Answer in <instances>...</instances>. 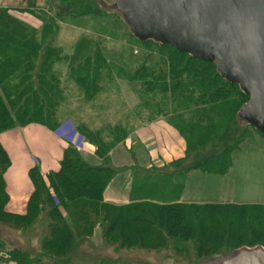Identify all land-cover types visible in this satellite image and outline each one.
Instances as JSON below:
<instances>
[{"label": "trees", "instance_id": "1", "mask_svg": "<svg viewBox=\"0 0 264 264\" xmlns=\"http://www.w3.org/2000/svg\"><path fill=\"white\" fill-rule=\"evenodd\" d=\"M77 3L79 0L66 4L74 11ZM80 14L71 13L74 16ZM52 20L40 18L38 27L10 16L6 10L0 13V134L30 124L52 130L47 120L54 118V110L63 100L62 73L60 69L54 70L55 65L62 63L66 66L64 70L68 72L70 80L78 84L86 100L92 99L100 91V75L105 74L110 80L115 70L111 57L106 56L100 37L96 40L81 39L70 56L54 48L51 41H45L53 39L55 23ZM146 43L168 47L176 55L190 60L184 62L162 50L163 55L154 56L151 52L139 54L138 59L130 56L129 60L136 61L135 68L117 69L129 82L142 83L152 93L158 90L163 101L175 106L169 111L171 118L175 115L179 119L187 115L186 120L179 119L186 129L174 126L182 138L180 157L169 165L153 166L155 174L142 176L138 187L149 184L153 187L144 198H137L127 206L114 207L103 202L102 193L114 176L108 154L117 144L116 139L105 143L98 138V146L93 147L100 161L97 166L87 163L78 150L70 146L64 153L58 172L43 177L37 166L29 170L33 192L25 213L14 215L5 211L8 197L4 174L10 161L0 145V169H3L0 176V220L8 217L14 219L16 224H29L40 219L46 223L41 251L36 257L31 258L17 249L3 253L0 247V263L71 264L70 261L64 263L59 256L64 254L69 257L77 243H88L96 227L101 230L104 245L115 252L133 247L138 251L151 249L155 252L166 248L178 254L187 251L183 244L190 242L199 255L209 252L214 244L232 237L238 211H228L226 217L221 213L216 215L218 226L213 228L206 226L202 206L181 204L178 194L186 175L192 170L218 175L227 171L232 156L236 154L237 142L245 135L242 130L236 129L238 120L231 115V109L237 95L246 97L235 85L224 82L212 64L180 54L168 45L153 42L141 44ZM39 58H42L40 62ZM77 130L83 138L88 137L85 130L79 127ZM229 141L233 143L228 146ZM191 157L194 161L185 168L184 173H166L169 166L182 167ZM179 179L183 181L180 183ZM257 207L249 206L250 211L239 212L241 218L237 222L242 227L241 237L250 232L264 236V219L261 218L257 224L254 217L256 212L252 210ZM206 232L212 237L211 240L206 237ZM255 247L259 246L251 244L249 240L248 244L236 250ZM97 263L115 264L103 260Z\"/></svg>", "mask_w": 264, "mask_h": 264}, {"label": "rangeland", "instance_id": "2", "mask_svg": "<svg viewBox=\"0 0 264 264\" xmlns=\"http://www.w3.org/2000/svg\"><path fill=\"white\" fill-rule=\"evenodd\" d=\"M68 1L72 4L75 0H0V13L6 10L10 16L38 27L41 23L40 18L53 19L55 23L53 39L45 41H51L52 46L60 50L63 55H72L76 45L83 38L90 40L102 38L101 44L106 56L109 55L115 65L110 80H107L105 74L100 75V91L96 92L90 100H86L84 95H81L78 84L70 80L68 72L64 70L66 66L62 63L55 65L54 70L60 69L62 73L60 82L63 100L55 108L54 118L51 121L47 120L49 126L53 131H60L63 135H68L72 131L77 132L76 137L80 138L82 133L77 130L79 127L87 132L88 137L84 136L83 141L85 145L93 147L98 146V138L105 143L116 139L117 144L108 154L111 164L125 166L124 168L135 166V170L142 176L155 174L156 170L152 165L160 162L167 148L182 141L181 135L174 126L186 129L179 119L186 120L187 115L184 114L179 119L175 118V115L171 118L169 111L175 106L163 101L158 90L152 93L151 90H146L142 83L129 82L124 75L118 73L117 69L135 68V59L129 60V57L134 56L138 59L139 54L151 52L154 56L165 53L174 58H180L184 62L190 60L176 55L168 47L139 43L128 33L121 19L115 13L105 11L97 0H79L74 11L70 5L66 4ZM104 3L108 5L109 1L104 0ZM73 12L81 14L74 16L71 15ZM162 50L164 53L160 52ZM41 59L39 58L38 62ZM233 91L236 92L235 89ZM234 92L232 94H236ZM246 101V98L237 95L231 109V115L235 119H237L239 108ZM169 121L172 122L168 123ZM22 128L14 127L1 133L4 134L2 142L6 144L5 147L13 158L16 155H25V148L20 140ZM236 129L242 130L245 135L237 142V151L235 150L237 154L232 156L229 168L223 175L204 173L216 177H202L196 174L200 170H192L190 172L196 173L188 179L187 183L188 174L185 180H182L183 182L181 179L178 180L182 182L179 192L183 193V200L201 203L198 206H202L204 210L206 226L217 227L216 215L219 213L226 217L228 211H238L236 227L233 228L231 238H226L227 235H225L224 242L218 244L213 242V248L209 252L199 255L193 250L190 242L183 244L187 247V251H181L178 254L166 248L155 252L151 249L138 251L133 247L115 252L107 248L102 239H99L98 244L85 241L77 243L69 257L63 254L59 256L60 259L64 263L70 261L71 264H98L97 262L102 260L115 264H210L229 255L236 248L244 247L249 240L251 244L263 247L264 236L261 234L256 235L250 232L241 237L242 227L238 225L241 218L239 212L251 209L249 206H238V204L258 205L257 209H252L256 212L255 220L259 224L261 218L264 219V136L239 122ZM232 143L233 141H229L227 144L229 146ZM82 150H84L83 147L78 151ZM202 156L208 155L203 154ZM193 161L194 158L191 157L182 164V167L171 165L165 171L169 175L184 173L185 168ZM2 172L3 169H0V176ZM125 178L118 177L117 182H119L112 186H119L123 189ZM141 178L137 177L138 182ZM173 183L175 184V181ZM136 186V189L143 190L138 187V183ZM146 186L149 187L147 192L153 190L152 184ZM229 206L234 208H229ZM45 230L46 223L40 219L29 224H16L14 219L8 217L1 219L0 247L3 249L2 252L17 249L26 252L31 258L36 257L41 251L40 244ZM205 235L211 240L212 237L210 238L207 232Z\"/></svg>", "mask_w": 264, "mask_h": 264}, {"label": "water", "instance_id": "3", "mask_svg": "<svg viewBox=\"0 0 264 264\" xmlns=\"http://www.w3.org/2000/svg\"><path fill=\"white\" fill-rule=\"evenodd\" d=\"M140 43L168 45L212 64L247 101L237 120L264 136V0H97ZM210 264H264V248H240Z\"/></svg>", "mask_w": 264, "mask_h": 264}, {"label": "crops", "instance_id": "4", "mask_svg": "<svg viewBox=\"0 0 264 264\" xmlns=\"http://www.w3.org/2000/svg\"><path fill=\"white\" fill-rule=\"evenodd\" d=\"M22 134L20 140L22 141L25 148V155H16L13 158L6 149V144L2 142V135H0V145L6 152L10 166L4 174L5 191L8 197V201L5 205V211L14 215H23L26 210L28 199L33 192V186L29 179L28 172L33 167L37 166L43 177L51 173H56L60 169V163L64 156L65 151L70 148L69 144L64 141L61 137L62 133L59 131H53L45 128L41 125L30 124L23 127L20 132ZM83 141V140H82ZM74 139L80 148L83 147L84 150L78 151L81 157L90 165L97 166L100 164L99 159L94 154V148L90 145H85L84 142ZM130 146V144H128ZM126 146V147H128ZM182 142L174 144L166 149V153L162 156L157 165H169L174 160H177L181 154ZM237 154V153H236ZM234 154V155H236ZM156 157V153L154 154ZM111 169L114 171V176L108 182L106 188L102 193V200L105 204L114 207H122L130 205L135 199L144 198L147 195V186H144L143 190L136 189V183H138L137 177L140 175L135 170V166H118L115 164H109ZM196 172L188 173V179L191 178ZM196 174L202 175V177H216L209 176L199 171ZM126 177L124 180L123 189L119 186H112L114 183H118V177ZM144 176V175H143ZM226 176V175H225ZM145 188V189H144ZM111 189V190H110ZM179 201L181 204H194L200 205L201 203H194L193 201L183 200V193L178 194ZM236 204V203H235ZM256 204L241 203L238 206H254ZM258 206V205H257ZM101 239V230L96 227L93 231L92 236L87 242L99 243Z\"/></svg>", "mask_w": 264, "mask_h": 264}]
</instances>
